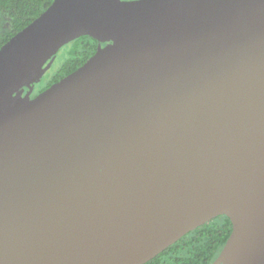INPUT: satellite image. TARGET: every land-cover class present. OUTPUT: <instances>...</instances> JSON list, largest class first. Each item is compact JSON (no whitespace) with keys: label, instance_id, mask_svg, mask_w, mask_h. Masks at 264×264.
Returning <instances> with one entry per match:
<instances>
[{"label":"water","instance_id":"1","mask_svg":"<svg viewBox=\"0 0 264 264\" xmlns=\"http://www.w3.org/2000/svg\"><path fill=\"white\" fill-rule=\"evenodd\" d=\"M219 216L213 264H264V0H54L1 48L0 264H146Z\"/></svg>","mask_w":264,"mask_h":264},{"label":"trees","instance_id":"2","mask_svg":"<svg viewBox=\"0 0 264 264\" xmlns=\"http://www.w3.org/2000/svg\"><path fill=\"white\" fill-rule=\"evenodd\" d=\"M53 1L0 0V50L41 16ZM103 46L105 44L90 36H83L65 45L42 70V81L35 87L28 101L77 71ZM28 90L29 88L25 87L18 92L12 106L17 104ZM232 230V221L227 216H219L188 233L146 264H213L226 245Z\"/></svg>","mask_w":264,"mask_h":264}]
</instances>
